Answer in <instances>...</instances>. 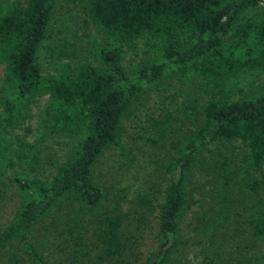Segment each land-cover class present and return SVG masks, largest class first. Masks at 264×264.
I'll return each mask as SVG.
<instances>
[{"label":"trees","instance_id":"16d2710c","mask_svg":"<svg viewBox=\"0 0 264 264\" xmlns=\"http://www.w3.org/2000/svg\"><path fill=\"white\" fill-rule=\"evenodd\" d=\"M59 4L76 5L80 22L97 26L103 67L65 65L57 55V72L44 73L41 49L54 32ZM58 45L52 54L58 53ZM141 45L136 66L129 68L124 64L126 49L138 54ZM0 60L5 64L0 166H14L12 159H17L19 169L9 182L20 198L14 217L0 228V264H49L33 236L35 226L56 213L69 217L64 231L55 236L60 248L70 244L65 256L69 264H168L180 241L189 175L204 162L206 151L210 157L218 151L212 169L224 185L241 177L251 192L264 185V0H0ZM193 69L207 80L203 97L196 100L200 102L190 108L191 123L199 127L185 140L160 146L176 154L162 170L166 185L158 211V246L140 263L137 236L143 209H136L135 217L116 201L92 228L91 239L80 216L107 201L93 171L106 151L124 147L126 116L168 74ZM248 85L249 94L244 90ZM45 95L49 97L37 126H27L33 104ZM168 116L164 125L173 117ZM21 129L35 137L32 142L19 134ZM58 134L72 135L78 142L48 175H37L46 163L36 141ZM229 145L238 147L241 160ZM250 224L255 236L264 237V208L251 215ZM211 258L208 264H240L219 255Z\"/></svg>","mask_w":264,"mask_h":264},{"label":"rangeland","instance_id":"374dc122","mask_svg":"<svg viewBox=\"0 0 264 264\" xmlns=\"http://www.w3.org/2000/svg\"><path fill=\"white\" fill-rule=\"evenodd\" d=\"M81 15L76 5H58L53 15L54 32L41 49L45 74L57 72V55L65 65L91 63L103 67L96 47L102 42V34L95 24L80 22L83 21ZM54 45H58V53L52 54ZM142 48V45L138 48V54L134 49L127 48L124 64L129 68L136 66ZM59 49L63 51L61 55ZM66 55L71 58H65ZM4 69L5 64L0 60V86L5 77ZM206 82L196 69L188 74L180 71L170 73L159 85L152 87L126 116L122 124L124 147L106 151L93 171L94 180L105 190L107 201H103L102 207L94 212L80 216L84 220L87 239L95 237L92 228L96 222L103 220L105 214L111 213L115 202L120 201L122 208L126 211L130 209L135 217L138 216L136 209L146 212L140 225L141 232L137 236L140 263L157 248L160 228L158 211L166 185L162 170L169 156L176 154L175 149H160V146L189 137L199 127L191 123L190 108L193 103L200 102L196 100L203 97L202 90ZM259 83L255 82L253 86ZM251 87L248 85L244 90L249 94ZM48 97H39L33 104L27 126H37L39 114ZM169 114L173 117L168 125H164ZM163 130L166 136H162ZM19 134L27 142L35 138L30 137L24 129ZM77 142L76 137L67 134L36 141L41 151L39 155L46 163L37 175H48L54 164L62 162L72 153ZM229 146L234 150L235 157L241 160L238 147ZM221 148L225 149L219 145V150ZM215 153V157L211 153L210 157L206 151L204 162L196 164L189 175L186 184L189 198L180 218V241L168 264H208L209 258L212 257L211 261H214L216 255L240 264H264V237L255 236L250 224L251 215L255 216L264 208V185L258 191L251 192L246 189L243 177L235 179L230 185H224L212 169V160L219 157L218 151ZM12 161L14 166L8 163L0 166V228L12 220L20 201L9 182L13 172L19 169L17 159ZM254 177L262 179L260 173L255 172ZM146 199L149 201L147 205L142 204ZM52 216L35 226L33 239L39 244L49 264H69L65 256L70 244L60 248L61 244L57 243L59 240L55 239L58 233L64 231L69 217L66 213ZM70 216L75 214L71 213Z\"/></svg>","mask_w":264,"mask_h":264}]
</instances>
